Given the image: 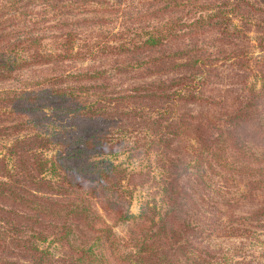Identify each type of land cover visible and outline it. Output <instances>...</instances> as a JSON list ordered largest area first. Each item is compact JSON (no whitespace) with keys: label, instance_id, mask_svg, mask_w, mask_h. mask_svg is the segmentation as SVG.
Instances as JSON below:
<instances>
[{"label":"trees","instance_id":"1","mask_svg":"<svg viewBox=\"0 0 264 264\" xmlns=\"http://www.w3.org/2000/svg\"><path fill=\"white\" fill-rule=\"evenodd\" d=\"M0 264H264V0H0Z\"/></svg>","mask_w":264,"mask_h":264},{"label":"rangeland","instance_id":"2","mask_svg":"<svg viewBox=\"0 0 264 264\" xmlns=\"http://www.w3.org/2000/svg\"><path fill=\"white\" fill-rule=\"evenodd\" d=\"M120 161H122L124 164H128L129 167L136 166L137 163H139L138 160H135L133 158L127 157L125 154L120 156ZM154 172L156 173V170L154 169ZM151 191V188L149 187V184H145L142 187H137L134 189L133 192V201L131 204V211L136 212L138 208L139 201L142 198H145V196H149V193ZM127 227V223H121L114 227V231L118 235H122Z\"/></svg>","mask_w":264,"mask_h":264}]
</instances>
